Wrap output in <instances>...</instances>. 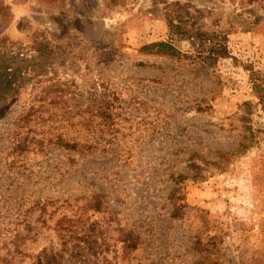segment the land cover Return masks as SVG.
I'll list each match as a JSON object with an SVG mask.
<instances>
[{"label": "rangeland", "instance_id": "rangeland-1", "mask_svg": "<svg viewBox=\"0 0 264 264\" xmlns=\"http://www.w3.org/2000/svg\"><path fill=\"white\" fill-rule=\"evenodd\" d=\"M1 39L65 63L0 108V264L94 223L115 264H264V0H0Z\"/></svg>", "mask_w": 264, "mask_h": 264}, {"label": "trees", "instance_id": "trees-1", "mask_svg": "<svg viewBox=\"0 0 264 264\" xmlns=\"http://www.w3.org/2000/svg\"><path fill=\"white\" fill-rule=\"evenodd\" d=\"M0 41V108L18 96L34 80L45 76L52 67L65 63L62 44L37 40L28 49L29 53H24L22 50L4 49L7 40ZM143 49L155 50V53L159 54L175 53L173 48L162 42L150 44ZM253 91L261 109H264V88L257 83L253 86ZM58 141L63 144L61 139ZM23 145L25 143H17V148ZM124 236L125 238L120 240L123 242V251L134 250L136 240L131 237L132 234L127 232ZM19 249L17 246L9 252L16 250L21 254ZM112 253L114 254L113 245L107 242L104 230L94 223L80 233L72 232L66 236L63 234L58 246L43 248L29 264H115V256H112ZM3 260H7V257Z\"/></svg>", "mask_w": 264, "mask_h": 264}]
</instances>
